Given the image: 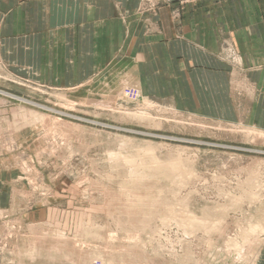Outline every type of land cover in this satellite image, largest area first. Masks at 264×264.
<instances>
[{
	"label": "rangeland",
	"instance_id": "obj_1",
	"mask_svg": "<svg viewBox=\"0 0 264 264\" xmlns=\"http://www.w3.org/2000/svg\"><path fill=\"white\" fill-rule=\"evenodd\" d=\"M0 93V264H255L264 254V132L131 86L52 91L0 68Z\"/></svg>",
	"mask_w": 264,
	"mask_h": 264
},
{
	"label": "crops",
	"instance_id": "obj_2",
	"mask_svg": "<svg viewBox=\"0 0 264 264\" xmlns=\"http://www.w3.org/2000/svg\"><path fill=\"white\" fill-rule=\"evenodd\" d=\"M0 68L52 91L131 86L264 132V0H0Z\"/></svg>",
	"mask_w": 264,
	"mask_h": 264
},
{
	"label": "bare ground",
	"instance_id": "obj_3",
	"mask_svg": "<svg viewBox=\"0 0 264 264\" xmlns=\"http://www.w3.org/2000/svg\"><path fill=\"white\" fill-rule=\"evenodd\" d=\"M0 94H1V93H0ZM31 114H33V113H31ZM29 118H30V117H29ZM25 119H26V118H25ZM26 120H27V119H26ZM34 120H35V119H34ZM27 122H28V120H27ZM24 123H25V122H24ZM29 125H30V124H29ZM249 184H250V182H249ZM247 186L250 187V185H247ZM251 187H252V186H251ZM246 194H247V193H246ZM159 195H160V194H159ZM234 197H235V196H234ZM239 197L241 198L242 196H239ZM237 198H238V197H236L235 199H236L237 201H239L240 199L238 200ZM250 198H251V197H250ZM233 200H234V198H233ZM143 202H144V201H143ZM234 202H235V201H234ZM150 203H151V202H150ZM150 203H149V204H150ZM152 203H153V202H152ZM136 205H137V204H136ZM151 205H152V204H151ZM141 207H144V206H141ZM141 207H140V210L142 209ZM144 208H145V207H144ZM154 208H155V207H154ZM146 209L148 210V208H145V210H146ZM153 210H154V209H153ZM141 211H142V210H141ZM150 213H151V212H150ZM143 214H144V213H143ZM147 214H148V213H147ZM181 215H182V214H181ZM139 216H140V215H139ZM144 216H145V215H143L142 217L145 218ZM149 216H151V215H149ZM147 218H148V217L146 216L145 219H147ZM154 218H155V217H154ZM154 218H151V219L153 220ZM178 218H179V217H178ZM139 219H140V218H139ZM145 219H143V220H145ZM151 219H150V220H151ZM147 221H148V219H147L145 222H147ZM152 222H153V221H152ZM146 224H147V223H146ZM147 226H148V225H147ZM143 227H145V226H143ZM260 231H261V230H260ZM188 233L190 234V232H188Z\"/></svg>",
	"mask_w": 264,
	"mask_h": 264
},
{
	"label": "built area",
	"instance_id": "obj_4",
	"mask_svg": "<svg viewBox=\"0 0 264 264\" xmlns=\"http://www.w3.org/2000/svg\"><path fill=\"white\" fill-rule=\"evenodd\" d=\"M168 2H170V0H167ZM190 1H195V0H190Z\"/></svg>",
	"mask_w": 264,
	"mask_h": 264
}]
</instances>
